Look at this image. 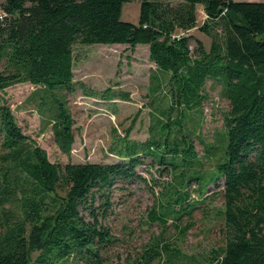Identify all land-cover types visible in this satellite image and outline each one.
<instances>
[{
	"label": "trees",
	"instance_id": "16d2710c",
	"mask_svg": "<svg viewBox=\"0 0 264 264\" xmlns=\"http://www.w3.org/2000/svg\"><path fill=\"white\" fill-rule=\"evenodd\" d=\"M132 0H4L0 18V92L18 83L35 90L28 97L59 150L70 155L75 121L67 96L77 90L74 47L127 45L149 47L169 90L170 106L161 113L160 137H119L116 163L50 161L47 151L27 136L0 97V264H103L117 243L103 219L117 184L146 183L139 171L167 167L174 181L166 201L154 207L150 224L163 231L172 219L181 236L194 226L206 190L219 185L224 208L222 246L200 264H264V2L181 0L177 7L141 0L137 24L122 19ZM206 15L200 28L212 34L207 51L189 31L197 28V8ZM219 84L230 102L224 116L222 158L205 174L193 136L184 128L187 113L202 112L207 82ZM160 90H154L158 92ZM161 91V92H162ZM103 99L128 98L107 91ZM177 112L178 116L173 117ZM175 129V130H174ZM155 129H152L154 132ZM215 149V148H214ZM210 151H206V153ZM197 184V201L189 189ZM190 221L181 227L183 218ZM165 235V234H164ZM162 236L144 249L136 264H193L191 257Z\"/></svg>",
	"mask_w": 264,
	"mask_h": 264
},
{
	"label": "rangeland",
	"instance_id": "374dc122",
	"mask_svg": "<svg viewBox=\"0 0 264 264\" xmlns=\"http://www.w3.org/2000/svg\"><path fill=\"white\" fill-rule=\"evenodd\" d=\"M164 5L177 8L181 0H155ZM4 0H0L1 4ZM141 0H132L123 8L122 19L137 24L141 13ZM197 28L186 33L192 36V49L197 48L196 40L210 50L213 36L200 28L205 21L203 7L197 8ZM74 74L77 90L67 96L68 106L75 121L76 142L70 155L62 153L56 146L50 127H45L39 113L28 97L35 90L29 83H18L0 92V97L11 107L19 126L27 136L47 151L51 162L67 163H116L119 158L112 151L119 137L133 128L130 139L144 142L153 135L160 137L161 113L170 106L164 96L168 86H157L155 76H160L155 64L150 60L149 47L131 48L127 45H76L74 47ZM154 90H160L154 92ZM107 91L128 98L115 97L113 101L102 98ZM162 91V92H161ZM202 112L187 113L184 128L190 132L195 142L205 174L214 171V166L222 158L221 138L225 137L224 116L230 110V102L223 97L222 87L207 82ZM178 116L175 112L173 117ZM155 129L152 132V129ZM175 130V129H174ZM215 148V149H214ZM210 153H206V151ZM138 171L147 178L146 183L117 184L111 197V206L103 222L109 226L117 243L104 254L103 264H136L144 249L159 237L162 241L179 248L183 255L191 257L193 264L205 262L209 252L222 246L221 228L223 221L219 213L224 208L219 185L211 184L204 195L205 203L198 204L193 217L194 226L186 236H181L174 227L172 219L167 222V230L159 223L150 224L152 209L166 201V194L174 181L170 169L152 160ZM193 184L189 191L191 201L198 200ZM183 218L181 227L190 221ZM165 234V235H164ZM154 264H163L156 262Z\"/></svg>",
	"mask_w": 264,
	"mask_h": 264
},
{
	"label": "crops",
	"instance_id": "0c3cea01",
	"mask_svg": "<svg viewBox=\"0 0 264 264\" xmlns=\"http://www.w3.org/2000/svg\"><path fill=\"white\" fill-rule=\"evenodd\" d=\"M235 1H238V2H264V0H235ZM200 7H202V6H200ZM203 11H204V9H203ZM205 17H206V15H205Z\"/></svg>",
	"mask_w": 264,
	"mask_h": 264
},
{
	"label": "built area",
	"instance_id": "2783aa9c",
	"mask_svg": "<svg viewBox=\"0 0 264 264\" xmlns=\"http://www.w3.org/2000/svg\"><path fill=\"white\" fill-rule=\"evenodd\" d=\"M0 18L2 19L3 18V14H2V12L0 11Z\"/></svg>",
	"mask_w": 264,
	"mask_h": 264
}]
</instances>
